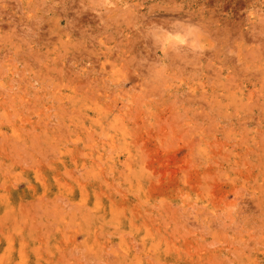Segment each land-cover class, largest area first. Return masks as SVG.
Instances as JSON below:
<instances>
[{"label":"rangeland","instance_id":"1","mask_svg":"<svg viewBox=\"0 0 264 264\" xmlns=\"http://www.w3.org/2000/svg\"><path fill=\"white\" fill-rule=\"evenodd\" d=\"M0 264H264V0H0Z\"/></svg>","mask_w":264,"mask_h":264}]
</instances>
